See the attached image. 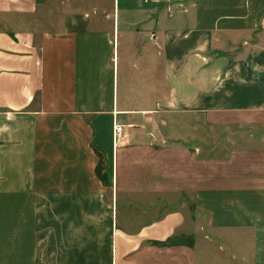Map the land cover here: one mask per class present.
Returning a JSON list of instances; mask_svg holds the SVG:
<instances>
[{"label":"crops","instance_id":"1","mask_svg":"<svg viewBox=\"0 0 264 264\" xmlns=\"http://www.w3.org/2000/svg\"><path fill=\"white\" fill-rule=\"evenodd\" d=\"M0 264H264V0H0Z\"/></svg>","mask_w":264,"mask_h":264},{"label":"built area","instance_id":"2","mask_svg":"<svg viewBox=\"0 0 264 264\" xmlns=\"http://www.w3.org/2000/svg\"><path fill=\"white\" fill-rule=\"evenodd\" d=\"M116 112H113V124H112V147L116 149L118 141L120 139V134L122 132L123 126L118 124L116 121Z\"/></svg>","mask_w":264,"mask_h":264},{"label":"trees","instance_id":"3","mask_svg":"<svg viewBox=\"0 0 264 264\" xmlns=\"http://www.w3.org/2000/svg\"><path fill=\"white\" fill-rule=\"evenodd\" d=\"M163 245H169V246L182 245V246L192 247L193 246V240L191 238L184 239L183 237H176V238L168 240Z\"/></svg>","mask_w":264,"mask_h":264},{"label":"rangeland","instance_id":"4","mask_svg":"<svg viewBox=\"0 0 264 264\" xmlns=\"http://www.w3.org/2000/svg\"><path fill=\"white\" fill-rule=\"evenodd\" d=\"M203 132L200 134L201 136H203ZM211 136V138H221L223 137V130H211V131H207L206 132V136Z\"/></svg>","mask_w":264,"mask_h":264}]
</instances>
